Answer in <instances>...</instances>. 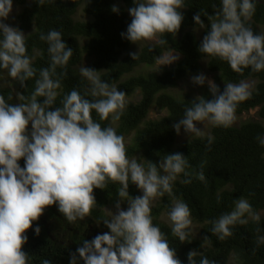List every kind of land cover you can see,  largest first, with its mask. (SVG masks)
<instances>
[{
  "label": "clouds",
  "instance_id": "1",
  "mask_svg": "<svg viewBox=\"0 0 264 264\" xmlns=\"http://www.w3.org/2000/svg\"><path fill=\"white\" fill-rule=\"evenodd\" d=\"M220 2L221 8L198 51L226 61L237 73L247 68L264 70V34H255L246 26L256 11L255 0ZM36 3L55 4L56 0ZM183 4L184 0H133L134 6L128 9L131 23L121 33L122 38L136 45L142 41L164 45L166 41L160 37L165 33L176 35L180 30ZM111 10L119 13L116 6ZM12 11L13 0H0V70H7L24 87L36 70L26 55L24 33L4 23ZM193 21L199 29H205L200 14L194 15ZM40 39L48 44L50 64L40 70L30 101L9 104L0 95V264H27L28 255L22 251L28 240L25 233L45 208L56 205L69 223L83 221L96 206L94 188L104 189L108 181L121 185L116 212L103 222L110 231L84 240L70 256L69 264H182L160 228L153 224L150 204L157 197L171 196L181 174L185 177L183 184H190L193 177L206 182L203 171H187L190 165L181 153L167 154L158 164L149 162L147 167L129 159L123 137L113 127H101L92 118L95 112L101 121L109 117L118 121L126 108V93L102 81L96 70L81 67L80 74L89 85L84 96L72 90L64 97L62 107L54 108L61 88L57 68L64 69L73 52L57 30L41 34ZM130 56L138 59V52ZM178 59V55L168 53L157 57V63L170 66ZM191 79L199 86L207 81L212 99L197 97L190 103L183 118L173 124L177 135L183 129L188 138L202 137L203 128L198 125L204 122L212 127H232L238 104L252 96L251 86L244 81L228 83L221 92L203 74ZM88 95L93 99H86ZM207 139L209 145L214 141L211 135ZM257 139L264 146V137ZM21 159L23 167L18 163ZM129 184L142 195L131 197ZM123 203H127V210L121 208ZM168 217L172 234L184 242L192 225L189 207L175 200ZM248 219L259 222L260 216L247 199L240 198L231 212L212 222V232L223 240L232 235L231 227L247 224ZM34 231L38 235L40 228ZM257 243L264 244V235L258 236ZM196 255V251L188 253V264H196ZM200 264L212 262L202 258Z\"/></svg>",
  "mask_w": 264,
  "mask_h": 264
},
{
  "label": "trees",
  "instance_id": "2",
  "mask_svg": "<svg viewBox=\"0 0 264 264\" xmlns=\"http://www.w3.org/2000/svg\"><path fill=\"white\" fill-rule=\"evenodd\" d=\"M13 1L20 7L16 15L17 28L25 35L26 55L31 58L36 75L25 81L24 87L14 79L12 89H9L0 70V95L6 102L17 104L30 101L40 70L50 64L48 44L40 36L50 30L59 31L73 54L64 69L57 68L61 88L57 90L54 108L62 107L64 97L72 90L84 96L89 85L79 73L78 66L85 57L90 60L88 68L98 71L102 81L126 93L125 100L137 92L140 95L136 103L126 104L118 121H112L111 117L101 121L95 112L91 113L101 127L111 126L118 135L130 138L125 147L129 159L139 156L147 163L158 164L167 154L181 153L190 165L187 171H203L206 182L193 177L190 184H183L181 181L185 177L181 174L173 184L172 195L158 197L159 201L151 208L153 224L160 228L182 264H188L190 251L197 253L194 257L196 264H200L202 258H207L212 264H264V244L257 243L258 236L264 235V215L260 216L259 222L248 219L247 224L231 227L232 235L223 240L212 232V222L231 212L240 198L247 199L254 212L264 214V146L257 139L264 137V70L255 72L247 68L237 73L226 61L198 51L207 28L221 8L220 0H184L180 9L184 19L176 35L165 33L160 37L166 41L164 45L156 41L142 46L135 60L130 56L133 43L121 36L131 23L128 9L134 6L133 0H56L55 4L42 5L36 0L30 3L29 0ZM113 6L119 8V13L112 12ZM255 6L256 11L246 26L255 34H264V0H255ZM79 8L90 18L89 21L74 19ZM197 14H200L205 29H199L193 21V16ZM4 23L7 24V20ZM258 26L263 30L260 31ZM190 29L200 30L202 40ZM167 51L179 56L173 65L161 72L135 74L142 67H153L157 57ZM202 59L208 60L207 72L221 92L228 83L257 81L251 98L238 104L235 115L256 109L259 121L247 122L239 127H212L210 135L214 141L211 145L207 136L175 149L177 134L173 124L183 118L185 109L194 101L178 100L165 92L175 89L189 74H195ZM200 97L212 99L210 91ZM85 98L93 99L90 95ZM37 99L42 102L43 98ZM153 107L164 110L166 116L148 120ZM18 163L24 166L23 159ZM120 188L118 182L111 181L104 189L94 188L96 206L83 221L69 223L56 205L45 208L43 215L25 233L28 240L22 251L28 255L27 264H44V261L69 264L70 256L82 247L84 240L91 241L96 235L109 232L103 224L106 219L110 220L105 208L116 204ZM128 192L133 198L139 196L134 184H129ZM175 200L185 202L192 222L202 226L199 237L190 231V236L181 242L172 234L170 220L166 223L160 219L162 214L168 216ZM36 227L40 228L38 235L34 231Z\"/></svg>",
  "mask_w": 264,
  "mask_h": 264
},
{
  "label": "rangeland",
  "instance_id": "3",
  "mask_svg": "<svg viewBox=\"0 0 264 264\" xmlns=\"http://www.w3.org/2000/svg\"><path fill=\"white\" fill-rule=\"evenodd\" d=\"M32 1L33 0H29L28 3L32 2ZM19 11H20V7L17 6L14 3V1H13V11L10 14L9 18L7 19V24L9 26L14 27V28L18 27V23H17V20H16V15L18 14ZM74 19L77 20V21H89L90 18L87 17L86 15H84L82 13V11H81V8H79L77 14L74 16ZM258 29L260 31L263 30V28H261V26H258ZM189 31L194 32L196 34V36L198 37V39L202 40V36H201V31L200 30L190 29ZM155 42L156 41H142V42H138L137 45L136 44H132L131 53L138 52L141 49L142 46H144L146 44H152V43H155ZM168 53H172L174 55H177V54H175L174 52H171V51H167L163 55L168 54ZM207 61H208L207 59L200 60L199 69H198V71L195 74H189L185 79L181 80L178 83V85H177V87L175 89L168 90L165 93L171 95L172 97H174L175 99H178V100L188 99L190 101H195L196 98L200 97L201 94H203V93H209L210 90H209L207 81L205 82L204 86H199V85H195L192 82V79H191L193 76H196V75H199V74H203L209 80L213 81L212 75L209 74L207 72V69H206ZM89 63H90V60L84 57L83 60L81 61V63L79 64V66H78L79 73H80L81 67L84 66V67L88 68ZM170 66H162L161 67V65L158 64L157 61H156L155 65L153 67H147V66L142 67L139 70H137L135 72V74H142V73H147V72H151V71L161 72L163 69L168 68ZM2 78H3V82L5 83L7 88L12 89V82H13L14 79L11 78L8 75L7 70H2ZM244 82L248 83L251 86V88H250L251 91L254 89V85L257 83L256 80H247V81H244ZM139 97H140V95L137 92L131 98L126 99L125 103L126 104L127 103H136L139 100ZM256 111L257 110L255 109V110L249 111L248 113H244V114H242L240 116H236L235 123L233 124L232 127H239L240 125H242L244 123H247V122L259 121L258 117L256 116ZM165 116H166V112L164 110H160V109H158L156 107H153L150 110V112H149L148 120H158V119H160L162 117H165ZM262 123L264 125V121ZM30 127L31 126L29 125V129H30ZM198 127L203 128L204 135L202 137H207V136L210 135V131L212 129V126L209 125L207 122H204L203 125H198ZM194 139H197V137H189L188 138V136L184 133V131L182 129L180 134L177 135V138H176L175 143H174V148L176 149V148L182 146L184 143L190 142V141H192ZM123 142H124L125 147H126L130 143V138L129 137L128 138H123ZM134 159H136L138 163H142L145 167H147L148 163L143 158H141L139 156H136V157H134ZM136 189H137L138 195L141 196L142 192L140 190H138L137 187H136ZM158 201H159V198L158 197L155 198L151 202L150 208L154 207L157 204ZM121 208L123 210H127V203L121 204ZM115 212H116L115 204H111V205H109L108 207L105 208V213L108 216V218H110V219L112 217V214L115 213ZM262 215H264L263 212H260L259 216H262ZM160 219L162 221L166 222V223H168V221H169V217L166 216L165 214H162ZM201 229H202L201 225H197V224L192 222L190 231H191V233L194 236L199 237Z\"/></svg>",
  "mask_w": 264,
  "mask_h": 264
}]
</instances>
